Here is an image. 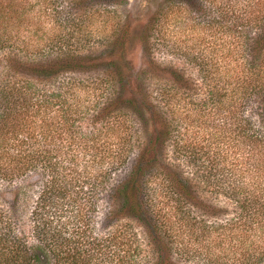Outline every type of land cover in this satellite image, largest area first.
Wrapping results in <instances>:
<instances>
[{"label": "trees", "instance_id": "16d2710c", "mask_svg": "<svg viewBox=\"0 0 264 264\" xmlns=\"http://www.w3.org/2000/svg\"><path fill=\"white\" fill-rule=\"evenodd\" d=\"M38 1L40 14L31 0H0V53L8 51L0 181L26 177L39 187L30 234L12 213L17 191L12 211L0 207V264H141L135 223L148 237L146 264H264V0H161L137 18L109 0H71L74 13ZM181 10L195 20L186 24L222 33L226 57L240 62L219 70L228 77L221 83L204 51L187 50L209 87L199 101L166 84L150 89L151 73L164 68L152 60L138 72L140 95L132 92L133 49L151 57L163 23ZM96 70L94 79L67 74ZM169 73L189 89L187 77ZM181 111L200 113L192 121L204 117L209 135L198 140L188 125L182 132ZM180 157L196 168L184 170ZM210 191L238 211L227 217L203 196ZM102 196L109 206L100 230Z\"/></svg>", "mask_w": 264, "mask_h": 264}, {"label": "rangeland", "instance_id": "374dc122", "mask_svg": "<svg viewBox=\"0 0 264 264\" xmlns=\"http://www.w3.org/2000/svg\"><path fill=\"white\" fill-rule=\"evenodd\" d=\"M34 4L32 7V10L36 11L37 14L42 13L43 7L45 3L38 1V0H31ZM53 1V8L59 9L63 7V10L70 9L71 0H51ZM161 0H123V2L120 5H114L112 6V2L109 0L106 2L107 6H111L112 8L114 7L120 15L124 16L126 13H129L131 18H137V17H142L144 14L147 12V7L150 9H155L156 5L160 2ZM93 9L90 8L87 12H91ZM71 13H74L72 9H70ZM53 13V11H52ZM79 13V12H78ZM84 13V12H83ZM110 15H112L113 12H109ZM81 14V13H80ZM108 15V13H107ZM187 14L184 12H179V17L177 20L171 19L168 17L167 21L163 23V31L159 34L160 36V41L161 44H155L152 46V55L151 57H147V54L141 53V50L138 46L133 49V52L129 56V58L132 59V64L134 66L133 69V74L131 79L128 82L129 90L132 92L139 94V90H142L143 87V81H144V76H140L139 70L144 68L146 66V62H149L152 60L153 62H157L161 67H164L163 70H160L156 74L151 73L150 76V89L153 90L154 88H158V85L161 84H166L170 90H175L178 89V91L183 92V95H186V92H189L190 94L194 92L193 99L196 101H199L203 98H205L209 90L208 85H206L207 80L203 79L202 73L199 70L198 65L196 62H192L187 55H185V52L187 50H190L193 54L195 53H202V56L208 57V65L212 71L211 75L217 76L220 78L221 83L224 82L228 77L226 74H219V70H221V73H224L226 71V67H234L233 63L235 62H240V59L230 60V56L226 57L227 49L225 45V39L226 37L222 35V33L216 31V30H208V29H203L200 25H189L186 24L188 22H194L195 20L192 19V17H187ZM105 18V15H104ZM173 18V17H172ZM101 19V18H100ZM171 20V21H170ZM98 26H102L101 21L96 22ZM104 27V26H102ZM100 30H95L93 31V37L92 42H94L97 38L98 40V35L104 30L102 28H99ZM43 32V31H42ZM25 34V31L22 32ZM41 33V32H39ZM203 46V47H202ZM7 50H4L3 52L0 53V80L4 78V73H5V57L7 55ZM258 63V62H256ZM144 66V67H143ZM174 70L179 74L184 75L187 77L189 80L188 87L189 89L184 90L183 86L176 84V82L171 78L170 76V70ZM97 71V70H96ZM95 73L93 72H76V73H67L68 75L73 74L77 76L78 78L81 79H94L96 76H100L102 74L101 70L97 71ZM66 74V76H68ZM232 74L234 75L235 72L232 71ZM216 77V80H217ZM141 78L143 79L141 81ZM149 80V77H146ZM215 80V81H216ZM147 81V80H146ZM145 81V82H146ZM173 87L171 89L170 86ZM145 86V84H144ZM173 92V91H172ZM140 95V94H139ZM141 99V96H139ZM189 98V97H188ZM187 98V100H188ZM128 110V111H127ZM126 111L129 112L130 120H133L136 125L139 127V122L137 117L131 112V109L128 107ZM144 112V114H143ZM189 112V111H188ZM192 112H190L191 115ZM144 115V118H148V114L146 111H142L141 113ZM188 116L186 111H181L177 113V116L181 118L182 120V126L180 130L183 132L185 130L186 125H188L189 131L188 134L190 136H193L194 134H197L198 140L202 139L203 136L207 137L209 135V128L204 125V117H199L198 120L192 121L194 117L200 116L199 114H196L194 112L193 115ZM130 120H128L127 123H131ZM192 124V125H190ZM152 126V123L149 122L148 128ZM264 129V126H262ZM187 129V128H186ZM172 151V148H171ZM178 163L181 165V167L184 170L187 171H192L195 166L192 164H189L187 161H184L182 157L180 159L177 158ZM126 170V169H125ZM125 170H122L121 172L117 173L115 175L114 181H118L123 174L125 173ZM18 187L17 190H15ZM38 184L32 178H20L16 180L14 183H7V182H1L0 181V207H2L5 210L12 211L10 207V201L14 198L15 191H17V198H18V203H17V210L12 213H14V217L18 220V223L20 225V228L27 232V234H30L29 228V220H30V214L32 207L37 199L38 196ZM203 196L209 203L215 205L216 208H221L226 212V216L230 217L234 215L237 211L238 208L236 204L226 197L225 195L218 193L216 191H210V192H205L203 193ZM108 202L107 198L105 196H102L99 203H98V213H97V218L96 220V228L103 230L102 225L103 221L102 218L104 217V213L106 212L108 208ZM225 217V216H224ZM122 219L121 221L117 223L110 224L113 228H116V225H119L120 223L125 222ZM135 231L139 235V241L141 245V250H140V255L139 259L143 257V261L141 264H146L145 260L146 257L151 256L152 254L149 252L151 249L148 246V237L146 235V232L144 229L139 225L136 224L134 225ZM106 229V228H105ZM104 229V230H105ZM105 231H108L107 229ZM30 238V237H29ZM191 264H196V261H191Z\"/></svg>", "mask_w": 264, "mask_h": 264}]
</instances>
